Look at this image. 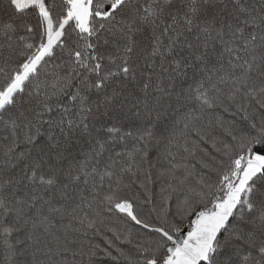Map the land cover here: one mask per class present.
I'll return each mask as SVG.
<instances>
[{"label":"snow or ice","instance_id":"6c2138e0","mask_svg":"<svg viewBox=\"0 0 264 264\" xmlns=\"http://www.w3.org/2000/svg\"><path fill=\"white\" fill-rule=\"evenodd\" d=\"M101 257L264 264V0H0V264Z\"/></svg>","mask_w":264,"mask_h":264},{"label":"trees","instance_id":"16d2710c","mask_svg":"<svg viewBox=\"0 0 264 264\" xmlns=\"http://www.w3.org/2000/svg\"><path fill=\"white\" fill-rule=\"evenodd\" d=\"M129 144H131V141L129 142ZM119 150V149H117ZM153 160H155V150H154V154H153ZM154 188L156 191H158V184L154 185ZM113 219H116V216H113ZM98 264H114L113 261H111L110 259L106 258V257H101L99 258V262ZM121 264H123V262H121Z\"/></svg>","mask_w":264,"mask_h":264}]
</instances>
